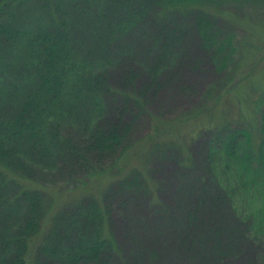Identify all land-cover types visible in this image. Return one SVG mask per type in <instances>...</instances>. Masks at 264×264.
Segmentation results:
<instances>
[{"label":"trees","instance_id":"1","mask_svg":"<svg viewBox=\"0 0 264 264\" xmlns=\"http://www.w3.org/2000/svg\"><path fill=\"white\" fill-rule=\"evenodd\" d=\"M199 6L187 0H0V264L110 262L120 243L104 199L67 207L41 242L52 201L44 179L61 174V184L75 188L98 170H114L133 141L122 119L131 117V131L152 126L153 115L169 106H155L149 86L159 74L167 78L185 66V59L176 60L177 38L192 30L197 44L211 46L224 28L221 12ZM147 26L152 42L138 46L134 39L143 38ZM125 64L147 73L145 82L134 69L123 74ZM169 78L172 83L174 73ZM182 92L203 101L199 87ZM253 110L243 122L239 116L201 126L202 154L190 161L206 168L210 203L201 214L220 238L251 233L248 223L264 229V102ZM137 176L109 194L144 198L148 189ZM189 220L185 211L187 229Z\"/></svg>","mask_w":264,"mask_h":264},{"label":"rangeland","instance_id":"2","mask_svg":"<svg viewBox=\"0 0 264 264\" xmlns=\"http://www.w3.org/2000/svg\"><path fill=\"white\" fill-rule=\"evenodd\" d=\"M187 1L218 15L221 12L224 28L214 36L211 46L209 41L197 44L192 30L177 38L176 60L185 59V66L173 71L172 83L169 76L173 73L167 78L159 74L156 79H161L149 86V95H154L157 102L154 105L169 106L153 115L152 126L145 123L131 131V117L122 119V131L130 130L133 141L121 153L113 171L98 170L86 185L75 188L61 184V174L44 179L52 201L42 223L41 242L67 207L82 199H104L107 206H112L113 231L120 243L107 264H264V229L258 232L255 224L248 223L251 233L228 232L223 238L210 234L212 224L201 214L210 203L208 188L203 187L206 168L197 169L190 162L202 154L204 141L198 137L201 126L208 122L221 126L239 116L242 122L251 119L254 105L264 102V0ZM147 28L143 38L134 39L138 46L143 41L152 42L154 30ZM191 61L197 64L191 65ZM133 69L144 83L148 74L140 72L138 66L125 64L122 71L129 74ZM214 86L216 89L211 90ZM198 87L204 94L203 101L198 95L184 98L183 90ZM171 90L177 93H169ZM135 174L139 175L137 179L142 177L148 189L144 198L121 190L109 194ZM31 184L41 185L35 181ZM112 195L113 202H108ZM259 205L264 224V199ZM185 211L190 214L188 229ZM229 242L224 249L223 243Z\"/></svg>","mask_w":264,"mask_h":264}]
</instances>
